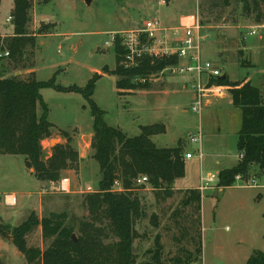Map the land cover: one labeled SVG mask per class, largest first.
Masks as SVG:
<instances>
[{
	"label": "rangeland",
	"instance_id": "obj_1",
	"mask_svg": "<svg viewBox=\"0 0 264 264\" xmlns=\"http://www.w3.org/2000/svg\"><path fill=\"white\" fill-rule=\"evenodd\" d=\"M30 2L29 32L38 35L44 27L47 33L37 39L34 72L39 81L46 82L57 75V83L61 86L85 87L104 67H116L114 47L106 46L113 32L140 31L146 21L155 19L162 27L172 28L178 25L182 16L198 14L204 60L217 65L223 74L228 75L231 84L251 81L264 93V32L249 35L258 24L244 16L243 0H229L228 7L223 0H91L89 4L85 0ZM13 8L14 0L1 1L2 37L13 33L12 20L8 21ZM240 51L243 58L239 56ZM243 59L252 67L243 65ZM0 65L4 77L26 78L30 73L29 70L11 69L7 60ZM142 79L133 77L129 83L148 84L145 90H152L153 96L133 97L128 93L120 96L114 78L97 82L93 100L105 112L106 123L121 129L128 137L139 136L142 126L165 125L166 133L153 137L154 144L169 149L182 141L184 154L192 153L194 158L188 162L187 178L173 185L172 198L157 203L150 185L137 191L146 215L137 225L141 235L134 244L138 264L150 260L149 253L155 248L158 237L165 258L175 257L180 246L186 247V243L174 240L179 239L180 232L175 230L170 217L180 207L185 185L194 186L200 174L203 177L209 174L219 176L220 170L230 168L239 159V123L236 119L241 117L239 109L229 106L232 100L230 85L228 97L215 99L209 96L202 102L203 110L195 113L192 111L196 106L192 100L195 92L189 88L183 90L187 79L168 69L147 77L145 82ZM41 95L48 105L49 122L53 125L52 138L43 143L45 156L50 157L54 146L67 143L61 135L67 132L72 137L73 147L80 153V164L77 171L63 173V178L71 181L70 193L58 192V183H48L42 189L38 185L35 191L40 192L38 198L43 200L44 209L35 215L40 219L51 211L67 212L69 224L77 231L80 221L87 216L83 206L88 194L86 187L91 186L97 191L101 180L100 167L94 161L91 149L94 122L90 106L82 95L76 93L45 89ZM221 103L224 108H217ZM199 133L203 134L201 144H193L190 138ZM24 165L23 156L0 155L2 203L6 194L18 193L17 199L20 200V192L33 189L28 185L34 177L30 178ZM254 177H257V187L250 188ZM219 190L215 187L214 190L201 191L202 256L196 261L195 253L193 264H246L252 256L264 252V174L260 176L259 170L255 169L234 187L223 189L216 198L213 192ZM19 204L9 207L8 213H17ZM27 218L24 213L13 215L8 225L0 220V227L14 229ZM0 235L5 239L0 253L6 264H30L10 237ZM28 245L42 250L47 248L41 228L29 236ZM187 248L194 252L193 246Z\"/></svg>",
	"mask_w": 264,
	"mask_h": 264
},
{
	"label": "trees",
	"instance_id": "obj_2",
	"mask_svg": "<svg viewBox=\"0 0 264 264\" xmlns=\"http://www.w3.org/2000/svg\"><path fill=\"white\" fill-rule=\"evenodd\" d=\"M223 1L228 7L229 0ZM243 4L245 17L255 24H264V0H243ZM31 8L30 0H14L11 13L13 33L0 36V64L7 60L13 70L30 71L26 78L4 77L0 65V155L25 157L27 169L33 170L37 180L45 184H56L66 171H77L80 153L73 147L72 137L67 132L61 133L67 143L58 144L52 148L50 157L45 156L43 143L52 138L53 125L49 122V108L41 91L52 89L59 93H76L82 95L90 106L94 122L91 149L93 159L100 167L101 180L97 192L84 197L87 216L80 221L77 231L69 224L67 212H52L41 219L33 213L14 229L0 227L6 231L2 235L11 238L30 264H138L134 244L141 235L137 225L146 215L137 191L145 186L137 187L135 181L140 176L148 177L147 185L155 192L157 203L172 198L173 185L185 177L184 147L182 141L169 149L154 144L153 137L166 133L162 124L142 126L139 136L128 137L121 129L106 123L105 112L93 96L97 82L104 75L118 78L116 87L120 96H125L124 93L135 95L148 88V84H130L131 78L156 76L178 64L179 60L176 57L153 59L145 56L138 67L126 69L123 65L126 51L117 40L114 46L115 69L103 68L102 73H95L85 87L61 86L57 83V75L49 81H39L34 72L37 39L47 33L44 27L38 35L29 32ZM5 53L8 57H1ZM239 56L243 58L242 51ZM242 64L252 67L244 59ZM215 82L231 86L233 107L242 114L237 141L242 158L237 166L220 171L217 188L223 190L234 187L238 175L246 179L255 169L259 170L260 176L264 174V98L260 88L251 81L231 84L227 77L225 81ZM117 181L121 182L124 192L112 190ZM201 208V191L186 190L180 207L170 217L175 230L180 232L179 239L174 240L186 243V247L180 246L175 257L165 258L158 237L155 248L149 253L150 260L140 264H193L195 253L196 261H199L202 256ZM37 228H41L43 241L47 244L44 250L28 245L29 236ZM187 246H193L194 252ZM0 264H4L1 259ZM246 264H264V252L252 256Z\"/></svg>",
	"mask_w": 264,
	"mask_h": 264
},
{
	"label": "built area",
	"instance_id": "obj_3",
	"mask_svg": "<svg viewBox=\"0 0 264 264\" xmlns=\"http://www.w3.org/2000/svg\"><path fill=\"white\" fill-rule=\"evenodd\" d=\"M11 20L12 18L10 17L8 21L10 22ZM200 30L201 23L198 14L186 16L178 27L172 28L162 27L156 19L149 20L143 24L140 31L130 30L128 32L114 33L110 42L106 43V46L114 47L117 40L121 41V45L126 51L123 63L126 69L138 67L139 61L145 56L153 59L178 58L179 63L171 66L168 70H171L176 76L187 79L185 88L192 89L195 92L193 103L196 106L192 111L200 113L203 110L202 102L205 98L211 96L215 99H222L230 95L228 86L215 82V80H219L224 75L221 69L203 58ZM261 31L264 32V24L255 26L249 35L257 36ZM2 56L8 57V53ZM190 140L193 144H201L203 134L199 133L197 136L191 137ZM193 158L194 155L192 153L185 154V161ZM200 158H202L201 153ZM240 158L242 156H239ZM235 180L236 182H241L243 178L238 175ZM250 183H252L250 188H256L257 177H254ZM147 184L148 177L146 176H140L135 181L137 187L147 186ZM217 184L218 176L209 174L206 177H202L199 190L202 192L214 190ZM58 188V192L62 194L70 193V179L62 178L58 182ZM112 190L118 193L124 192V188L119 181L115 183ZM86 192L93 194L97 191L93 190L91 186H87ZM16 202V198H11L8 204L15 206Z\"/></svg>",
	"mask_w": 264,
	"mask_h": 264
},
{
	"label": "crops",
	"instance_id": "obj_4",
	"mask_svg": "<svg viewBox=\"0 0 264 264\" xmlns=\"http://www.w3.org/2000/svg\"><path fill=\"white\" fill-rule=\"evenodd\" d=\"M13 10V9H12ZM188 16V15H187ZM186 16H182L181 18H180V22L179 23H181L182 22V20H183V18H185ZM179 23H178V25L177 26H174V27H178L179 26ZM116 32V31H115ZM115 32H113V33H115ZM112 33V34H113ZM11 35V34H10ZM105 68V67H104ZM115 69V68H114ZM103 70V69H102ZM111 70H113V69H111ZM97 73H99V74H101L102 73V71H98ZM105 78H114L115 79V87H116V84H117V81H118V78L117 77H115V76H108V75H104L98 82H100L101 80H103V79H105ZM186 79V78H185ZM183 90H185L186 91V88H185V86L183 87ZM116 91H117V93L119 92L118 90H117V87H116ZM262 92V91H261ZM129 95V94H128ZM192 95V94H191ZM130 96H133V97H138V96H153V93H152V90H143V91H140V92H137L135 95H130ZM262 96H263V98H264V93L262 92ZM193 98H194V95H192V100H193ZM229 106H233V104H232V100H230V103H229ZM217 108H219V109H222V108H224V103H221V105H218V107ZM235 108V107H234ZM236 109V108H235ZM234 115L236 116V114L234 113ZM238 116V115H237ZM237 118V117H236ZM236 120H238V123H239V125H238V128H237V133H239V131H240V129H241V124H242V114H241V117H238ZM193 160V159H192ZM191 161V160H190ZM188 162H189V160L188 161H186L185 163H186V170H185V177L182 179V180H184L185 178H187V175H188ZM239 163V159L236 161V163L233 165V166H231L230 168H227V169H231V168H233V167H235V166H237V164ZM25 166V169L27 170V172H28V174L30 175V178H32V176L34 177V181H32V179H31V182L29 183V185H28V187L30 188V187H33V189H30V190H26V191H23V192H20L19 193V195H20V200H21V204H19V201L20 200H18L17 199V196H18V193H10V194H6V196H5V199H4V203H2L1 202V198H0V220L3 222V223H5L6 225H8L11 221H12V219H11V217H13V215H21L22 213H24V215H26V216H28V218H29V216L31 215V214H37L38 215V211H41V210H43L44 208V206H43V200H40L39 198H38V194L40 193V192H36L37 190V187H38V185L39 186H42L41 187V189L43 188V186H45L46 184L45 183H42V182H40V181H38L37 180V178L35 177V175H34V172H33V170H28L27 169V167H26V164L24 165ZM223 170H225V169H223ZM220 171H222V170H220ZM220 173V172H219ZM202 175L200 174L199 176H198V181H196V184L194 185V186H188V185H185V187H186V190H190V189H199L200 188V185H201V179H202ZM33 185V186H32ZM36 190V191H35ZM221 191L222 190H219V191H214L213 192V195L217 198V197H219V195H220V193H221ZM11 198H16V200H17V202H16V205L15 206H11V205H9L8 203H9V201H10V199ZM18 204L19 205H21L20 206V209H19V211L17 212V213H15V211L13 212V215H12V213H8L9 211H7V209L9 208V207H17L18 206ZM53 211H51L50 213H52ZM27 218V219H28ZM43 218V217H42ZM41 219V218H40ZM11 220V221H10ZM10 221V222H9ZM3 246H5V239L0 235V251L2 250V248H3ZM17 254V253H16ZM2 254L0 253V258H1V260L3 261V263L4 264H6L5 262H4V260H3V257L1 256ZM17 256H19V255H17ZM14 257H16L15 255H14Z\"/></svg>",
	"mask_w": 264,
	"mask_h": 264
},
{
	"label": "water",
	"instance_id": "obj_5",
	"mask_svg": "<svg viewBox=\"0 0 264 264\" xmlns=\"http://www.w3.org/2000/svg\"><path fill=\"white\" fill-rule=\"evenodd\" d=\"M88 4L91 2V0H85ZM228 75L224 74L219 80L220 81H225L227 79ZM195 99V97L193 98V100ZM53 142V141H52ZM56 147V146H54ZM6 231L4 229H0V234H5ZM73 239L76 241V236H73Z\"/></svg>",
	"mask_w": 264,
	"mask_h": 264
},
{
	"label": "bare ground",
	"instance_id": "obj_6",
	"mask_svg": "<svg viewBox=\"0 0 264 264\" xmlns=\"http://www.w3.org/2000/svg\"><path fill=\"white\" fill-rule=\"evenodd\" d=\"M54 143H55V141H54Z\"/></svg>",
	"mask_w": 264,
	"mask_h": 264
}]
</instances>
